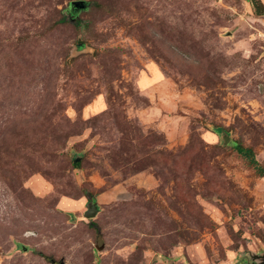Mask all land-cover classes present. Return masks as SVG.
Segmentation results:
<instances>
[{
	"label": "rangeland",
	"instance_id": "obj_1",
	"mask_svg": "<svg viewBox=\"0 0 264 264\" xmlns=\"http://www.w3.org/2000/svg\"><path fill=\"white\" fill-rule=\"evenodd\" d=\"M72 1L0 0V264L262 261L264 0Z\"/></svg>",
	"mask_w": 264,
	"mask_h": 264
},
{
	"label": "trees",
	"instance_id": "obj_2",
	"mask_svg": "<svg viewBox=\"0 0 264 264\" xmlns=\"http://www.w3.org/2000/svg\"><path fill=\"white\" fill-rule=\"evenodd\" d=\"M71 3L68 5V8H69V11H70L71 15L72 14L76 15V13L79 11V9L83 10V8H75V7H73V5ZM256 10H257L258 13L263 14L264 13V6L262 4H257L256 5ZM233 144L237 148L238 152L240 154H242L244 157H246V159L249 160V162L251 164H253L256 167V169L262 175H264V169L259 166V163H258V161H257V159L255 157V153H254L253 149H251L250 147H245V146H243V145H241L239 143H236V142H233ZM76 164H79V163H76Z\"/></svg>",
	"mask_w": 264,
	"mask_h": 264
},
{
	"label": "water",
	"instance_id": "obj_3",
	"mask_svg": "<svg viewBox=\"0 0 264 264\" xmlns=\"http://www.w3.org/2000/svg\"><path fill=\"white\" fill-rule=\"evenodd\" d=\"M73 5V7L75 8H83L86 6V3L84 0H80V1H72L71 3ZM223 132V131H221ZM230 136L227 135L226 138H229ZM227 141V139H226ZM79 159V158H77ZM87 209L84 213V216L87 218H95L100 210L99 204L97 201L91 200L88 201L87 203ZM262 261H260L259 263H254V264H264V254L261 256ZM61 264H65L64 262H62Z\"/></svg>",
	"mask_w": 264,
	"mask_h": 264
},
{
	"label": "flooded vegetation",
	"instance_id": "obj_4",
	"mask_svg": "<svg viewBox=\"0 0 264 264\" xmlns=\"http://www.w3.org/2000/svg\"><path fill=\"white\" fill-rule=\"evenodd\" d=\"M88 202V201H87Z\"/></svg>",
	"mask_w": 264,
	"mask_h": 264
}]
</instances>
